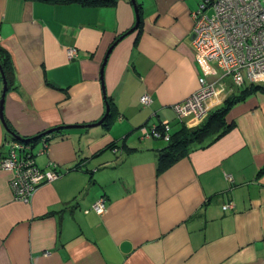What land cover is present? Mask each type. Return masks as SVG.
Returning a JSON list of instances; mask_svg holds the SVG:
<instances>
[{
	"label": "crops",
	"instance_id": "crops-1",
	"mask_svg": "<svg viewBox=\"0 0 264 264\" xmlns=\"http://www.w3.org/2000/svg\"><path fill=\"white\" fill-rule=\"evenodd\" d=\"M198 3L136 0L141 22L113 47L101 82L109 47L135 25L131 0H0V47L12 65L7 126L31 138L110 113L105 125L29 144L39 169L63 172L28 202L14 200L12 173L0 168V264H264V95L233 105L225 135L160 173L166 142L141 136L163 122L172 132L197 125L177 120L173 105L203 75L191 44ZM69 48L77 59L66 58ZM219 82L225 92L207 101L209 112L239 90ZM2 88L0 73V98ZM8 138L0 119V150Z\"/></svg>",
	"mask_w": 264,
	"mask_h": 264
},
{
	"label": "built area",
	"instance_id": "built-area-1",
	"mask_svg": "<svg viewBox=\"0 0 264 264\" xmlns=\"http://www.w3.org/2000/svg\"><path fill=\"white\" fill-rule=\"evenodd\" d=\"M193 27L191 44L194 58L201 66L199 87L185 100L173 105L177 120L191 117L193 124H200L208 115L207 101L225 92L221 81L231 80L234 88L246 84L264 85V0H199L191 13ZM66 58H78V51L69 48ZM207 76L218 77L216 82ZM140 104L148 106L152 100L148 94L140 97ZM141 136L168 143L172 130L166 122L151 128L141 127ZM116 151V149H113ZM0 168L12 173L10 185L14 200L28 202L39 186L62 175L57 166L39 169L33 159L30 145L8 138L1 145ZM231 180L229 175L226 176ZM234 205L225 204L223 210ZM92 210L102 214L106 210L105 198L98 199Z\"/></svg>",
	"mask_w": 264,
	"mask_h": 264
},
{
	"label": "trees",
	"instance_id": "trees-1",
	"mask_svg": "<svg viewBox=\"0 0 264 264\" xmlns=\"http://www.w3.org/2000/svg\"><path fill=\"white\" fill-rule=\"evenodd\" d=\"M70 1H80L84 4H113L116 0H55L58 3H67ZM141 22V21H140ZM0 67L3 74L8 82V87L10 85V77L12 72V65L9 55L5 52L3 48L0 47ZM254 94L264 95V85H254L246 84L239 88L237 92L232 93L218 108L208 112L207 117L198 125L194 127H181L178 131L172 132L171 139L166 143L165 148H163L158 155V168L157 172L160 173L170 167L172 164L178 160L185 157L194 147L204 148L223 135H225L231 128L232 124H227L225 117L233 105L240 103ZM110 117H107V119ZM104 121V125L107 121ZM160 125V124H159ZM11 133L17 135L13 129L8 127ZM9 136L11 134L8 132ZM23 138V137H22ZM34 137L23 138L20 142L25 144H33L35 140ZM264 173V168L259 172Z\"/></svg>",
	"mask_w": 264,
	"mask_h": 264
},
{
	"label": "water",
	"instance_id": "water-1",
	"mask_svg": "<svg viewBox=\"0 0 264 264\" xmlns=\"http://www.w3.org/2000/svg\"><path fill=\"white\" fill-rule=\"evenodd\" d=\"M131 3L133 4L134 6V9H135V12H136V22H135V25L130 29L128 30L127 32H125L124 34L120 35L116 41L109 47L106 55H105V58L103 60V63H102V67H101V72H100V79H101V82H102V73H103V70H104V66L106 64V61H107V58L110 54V52L112 51L113 47L121 40L123 39L126 35H129L131 33H133L139 26V22H140V16L138 14V9H137V4H136V0H131ZM0 73H1V78H2V84H3V88H2V93H1V98H0V119L1 121L3 122L6 130L11 134V136H13L14 138H16L18 141L20 140H23L22 137L18 136V135H15L13 133H11L10 129L8 128L6 122H5V119H4V116H3V104H4V99H5V95L7 93V90H8V84H7V81H6V78H5V75L3 74L2 72V69L0 67ZM109 107L107 106L106 108V113L105 115L103 116V118L96 122V123H93V124H86V125H63V126H57L55 128H51L49 130H46L44 131L43 133L35 136L33 138V140H37L39 138H42L46 135H50V134H53V133H58V132H61L63 130H69V129H89V128H94V127H98L100 125H102L104 123V121L107 119V117L109 116Z\"/></svg>",
	"mask_w": 264,
	"mask_h": 264
}]
</instances>
